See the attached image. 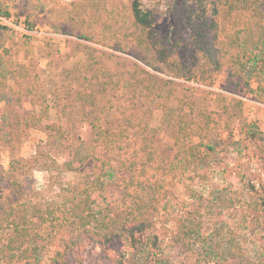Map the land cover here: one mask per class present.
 <instances>
[{
    "label": "rangeland",
    "instance_id": "rangeland-1",
    "mask_svg": "<svg viewBox=\"0 0 264 264\" xmlns=\"http://www.w3.org/2000/svg\"><path fill=\"white\" fill-rule=\"evenodd\" d=\"M143 1L160 36L173 35L181 0ZM0 2L12 15L0 16V196L29 224L23 249H37L38 264H109L118 251L132 261L120 243L57 254L53 237L96 179L97 210L125 218L138 204L158 207L149 264H264V139L246 132L264 133L263 18L221 11L223 65L202 82L173 77L156 47L137 44L132 0ZM244 47L259 59L242 72ZM200 143L211 168L191 180L186 158ZM76 151L88 161L66 170ZM180 219L194 234L178 242ZM15 235L0 230V243Z\"/></svg>",
    "mask_w": 264,
    "mask_h": 264
},
{
    "label": "trees",
    "instance_id": "trees-1",
    "mask_svg": "<svg viewBox=\"0 0 264 264\" xmlns=\"http://www.w3.org/2000/svg\"><path fill=\"white\" fill-rule=\"evenodd\" d=\"M178 1L175 0L176 4ZM222 10L229 13L249 10L264 20V0H181V7H177L175 11L176 19L181 21H173V35L160 36L155 28V17L146 9L144 1L132 0L133 25L137 31L134 33L135 41L140 47H156L160 62L173 77L187 81L211 80L223 65L224 51L219 46L220 29L217 20ZM0 16L6 19H11L12 16L1 2ZM4 42L0 37V50L9 53ZM246 44L245 41L243 46ZM259 44L264 45V41L258 39L256 45ZM243 52V56H238L235 60L242 72L247 71L249 63L254 64L259 59L258 55L249 54L245 47ZM246 132L252 140L260 136V140L264 139V133L254 125L249 126ZM201 147L203 143L189 148L190 157L186 158V166L188 172L194 174L191 175V180L197 177L205 179L207 169L211 168L209 151H201ZM216 147L207 149L218 152ZM238 153L241 154V151L238 150ZM261 154H264V145L258 151V156ZM73 155L72 160L64 164L66 170L76 171L89 159L87 155H81L77 151ZM53 163L54 166H59L56 161ZM45 168L47 170L48 167ZM100 191H105V185L103 181L96 179L81 191L78 201L72 202L68 229L53 237L59 239L64 249L63 252L58 251V256L65 260L69 252L76 247L82 248L89 242L88 244L102 247L120 243L131 250L128 253L132 257L130 263L126 261L127 251H118L116 259L109 264H149L150 260L156 259L157 251L160 252V238L156 233L158 207L138 204L125 218H119L111 211L96 209ZM178 222L179 229L175 235L177 241L181 242L194 234V229L186 225L185 220L180 219ZM11 227L16 235L0 243V264H38L37 249H23L30 235L29 224L25 219L17 220L10 201L0 196V230Z\"/></svg>",
    "mask_w": 264,
    "mask_h": 264
}]
</instances>
